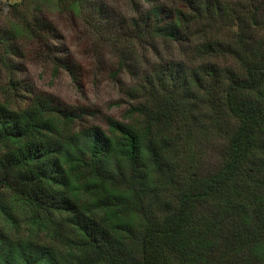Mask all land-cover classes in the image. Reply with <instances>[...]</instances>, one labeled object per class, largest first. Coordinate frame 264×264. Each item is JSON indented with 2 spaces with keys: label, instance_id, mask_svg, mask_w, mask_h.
I'll list each match as a JSON object with an SVG mask.
<instances>
[{
  "label": "trees",
  "instance_id": "trees-1",
  "mask_svg": "<svg viewBox=\"0 0 264 264\" xmlns=\"http://www.w3.org/2000/svg\"><path fill=\"white\" fill-rule=\"evenodd\" d=\"M71 1L77 10L87 0ZM235 13L219 0L148 9L143 24L167 38L194 20L236 22V41L208 38L193 51L238 67L158 62L141 77L146 95L126 120L107 115L106 128L61 131L78 114L41 95L22 108L0 101V264H72L65 249L8 231L5 190L64 239L73 264H264V50ZM204 103L212 137L224 140L205 168L187 152Z\"/></svg>",
  "mask_w": 264,
  "mask_h": 264
},
{
  "label": "rangeland",
  "instance_id": "rangeland-1",
  "mask_svg": "<svg viewBox=\"0 0 264 264\" xmlns=\"http://www.w3.org/2000/svg\"><path fill=\"white\" fill-rule=\"evenodd\" d=\"M219 1L244 19L245 40L264 50V0ZM156 4L184 9L186 0H87L77 10L71 0H0V101L22 108L41 95L60 113L78 114L61 122L57 126L61 131L91 123L106 128L107 115L126 120L130 105L146 95L141 77L158 62L176 61L187 69L202 60H215L237 69L229 55L200 58L193 51L195 43L208 38L236 41V22L194 20L181 28L180 37H162L141 19ZM40 20L49 24V31L38 27ZM23 23L32 27L30 31H19ZM206 109L204 103L198 117L201 123L193 125L187 150L204 168L215 162L211 146L224 142L222 137H212ZM56 119L59 123L62 117ZM227 120L235 122L233 117ZM3 192L13 215L9 227L5 223L8 231L65 249V258L73 264L64 239L35 224L27 206L8 190Z\"/></svg>",
  "mask_w": 264,
  "mask_h": 264
}]
</instances>
